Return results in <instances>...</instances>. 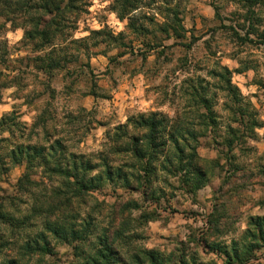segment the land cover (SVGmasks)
Here are the masks:
<instances>
[{
    "label": "rangeland",
    "instance_id": "374dc122",
    "mask_svg": "<svg viewBox=\"0 0 264 264\" xmlns=\"http://www.w3.org/2000/svg\"><path fill=\"white\" fill-rule=\"evenodd\" d=\"M83 1L88 6H82L74 28L66 27L52 40L66 57L62 68L46 72L42 66L50 46L41 48L40 39L24 36L32 30L30 16L40 15L9 8L7 0H0V47L5 51L0 71L13 78L11 86L0 90V117L14 113L26 125L24 134H14V141L45 143L62 135L68 152L95 154L103 148L105 133L130 116L157 111L179 117L188 111V85L204 79V86L214 92L216 80L209 72L217 65L233 71L231 82L264 125V47L235 37L229 27L243 25L235 5L218 0L217 17L213 0H137L139 8L128 16L138 26L133 32L127 27L129 18H118L113 0ZM163 3L178 6L185 38H168L143 18L162 23ZM109 34L122 36L109 41ZM191 40L190 47L183 46ZM227 101L224 93H215L212 109L218 115V130L214 142L211 134L200 138L197 152L207 181L195 192L174 179L169 186L160 181L155 193L106 183L83 200L66 204L52 184L39 177V170L30 178L35 185H19L24 165L13 166L0 180V208L14 216L29 215L33 209L36 214L34 226L26 232L6 231L14 244L3 248V257L16 256L18 246L42 230L44 220L61 223L73 216L76 224L90 223L88 240L65 243L49 236L50 254L26 255L20 264H82L99 235H106L128 264H134L133 255L143 257L144 250L154 251L164 264H223L224 257L210 246L240 244L249 218L264 216V175L259 172L264 168V127L255 130L257 138L236 145L233 165L226 162L225 127L244 130L246 125L231 121ZM193 106L190 110L204 112ZM245 264H264V247H255Z\"/></svg>",
    "mask_w": 264,
    "mask_h": 264
},
{
    "label": "trees",
    "instance_id": "16d2710c",
    "mask_svg": "<svg viewBox=\"0 0 264 264\" xmlns=\"http://www.w3.org/2000/svg\"><path fill=\"white\" fill-rule=\"evenodd\" d=\"M224 1L235 5L242 19L243 25L237 23L229 27L233 30L235 37L243 44L252 43L264 47V16L262 14L264 0ZM137 2V0H113L118 18L120 20L129 18L128 16L139 8ZM218 2V0L212 1L217 17L220 8ZM7 4L9 8L16 6L17 9H25L24 12L28 15L31 12L40 15V17L30 16L32 30L25 31L24 36L33 40L40 39L41 48L45 45L50 46L46 55L47 61L42 66L46 68V72L54 68H62L66 57L58 52L59 49L52 44V40L58 34H62L66 27L74 28L72 24L79 19V13L83 10L82 6H88V4L83 0H7ZM163 4L162 23H155L153 17L144 16L143 18L154 23L168 38H185L186 30L179 17L178 6ZM45 16L48 17L46 21L43 20ZM127 27L133 32L138 29L131 18ZM233 28L243 31V35ZM92 33L99 34L100 31H92ZM121 36V34L116 37L109 34L108 38L109 41H116ZM192 43L191 40L183 46L190 47ZM1 48L0 63L5 56V51ZM216 67L217 69H211L209 72L210 77L216 80L214 92L210 91L209 86H204L206 82L204 79L195 80L188 85L186 91L189 97L188 111H183L179 117H169L157 111L141 113L137 117L130 116L124 123L106 132L102 150L89 156L68 152L66 139L62 135L52 140L49 137L45 143H30V139H26L28 142L14 141V134L16 132L24 134L26 125L18 121V116L14 113L0 117V180L13 166L24 165V173L19 179V185L23 182L35 185L30 178L39 170V177L52 184L57 196L62 197L66 204L83 200L88 192L106 183L119 184L123 188H131L135 185L142 187L144 193H155L161 182L169 186V180L174 179L186 186L187 191L195 192L207 181L206 170L202 166L203 159L197 152L200 138L211 134L214 142V136L218 130V115L212 109L216 92L224 93L228 99L227 109L231 110L234 117L231 121L239 125L246 124L244 130L232 125L225 127V137L222 142L226 147V162L233 165L231 154L236 145L243 140L257 138L255 130L264 127L251 102L231 82L233 71L222 65ZM235 72L241 73L240 70ZM11 79H7V75L0 71V90L11 86ZM193 104L201 106L204 112H196ZM190 108L194 109L190 110ZM190 115L193 116L188 117ZM40 126L43 131H46L43 123ZM4 133H7L8 137H3ZM2 142L5 143L2 144ZM213 162L210 161V163ZM213 165L219 166V163L214 162ZM259 172L264 175V168ZM34 214H36L35 209L29 215L14 216L0 208V257L4 256L3 248L14 244L7 238L6 231L10 228L26 232L34 226L32 221ZM42 226V230L37 231L33 237L26 236L22 245L18 246L16 256L3 257L6 259L2 264H20L26 255L50 254L52 250L49 236L65 243H80L88 240L92 235L90 223L83 221L76 224L73 216L70 220L67 218L61 223L46 219ZM13 233L14 230L10 231V235ZM96 239V245L92 248L93 253L87 255L82 264H128L118 256L112 243H108L106 235H99ZM244 239L240 244L231 243L230 246L210 247L224 257L223 264H245L255 247H264V216L249 218ZM143 254V257L139 254L131 257L134 264H145V260L149 264H164V260L154 251L144 250Z\"/></svg>",
    "mask_w": 264,
    "mask_h": 264
}]
</instances>
